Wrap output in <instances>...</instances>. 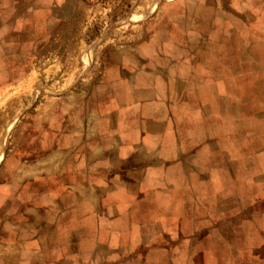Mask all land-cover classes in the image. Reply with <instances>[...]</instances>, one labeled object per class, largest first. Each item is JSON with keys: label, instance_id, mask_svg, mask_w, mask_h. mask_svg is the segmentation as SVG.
I'll return each instance as SVG.
<instances>
[{"label": "crops", "instance_id": "0c3cea01", "mask_svg": "<svg viewBox=\"0 0 264 264\" xmlns=\"http://www.w3.org/2000/svg\"><path fill=\"white\" fill-rule=\"evenodd\" d=\"M144 25L125 31L123 45H114L102 54L103 67L97 77L80 76V70L73 78L62 77L61 84L68 87L60 94L47 96L38 111L40 125L45 124V137L40 144L33 141L29 146L30 161L15 174L12 184H0V207L10 197L28 200L33 213L44 215L45 230L56 238L53 242L60 246L80 244L89 226L85 224L88 217L95 219L92 227L99 231L117 230L119 223L132 218V206L119 205V195L159 198L165 186L156 188L158 179H154V189H150L149 169L173 160L189 179V204L195 207L183 208L181 198L187 190H167L173 197V205L167 208L173 213V228L186 227L182 214L198 213L197 198L204 197L206 200L200 204L207 206L208 226L219 218L216 222L224 225L227 218L235 215L238 234L245 235L236 240L223 235L218 239L222 252H207L204 264H264V149L255 137L264 133V127L258 124L262 107L249 103L247 110L243 103H235L240 95L230 100L229 93L213 92L212 81L197 82L195 76L200 74L190 70L189 76L182 57L176 55L181 52L176 30ZM76 47L80 48L79 44ZM166 54L177 62L166 60ZM200 66L203 64L197 62L192 69ZM201 75H210L208 68ZM89 84L90 87L85 86ZM72 85L77 88L70 89ZM207 85L210 87L206 90ZM199 90L202 95H196ZM17 99L1 91L0 108ZM19 100L22 101L21 95ZM230 118L237 124L229 127L225 120ZM248 119L250 123H246ZM216 122L219 124L215 127ZM229 140L236 143L237 155L231 154ZM212 144L217 147L212 149ZM246 147L252 148L248 156ZM203 150L206 160L198 163H205V168L184 171L183 164L190 169L197 163L195 158L203 156ZM213 160L221 165L214 167ZM247 164L251 166L249 170ZM197 181L205 183L204 192L198 191ZM219 182L223 187L224 182L225 186L240 182L236 185L241 190L233 195L237 198L235 207L228 205L233 198L226 188H219ZM246 188L253 190L246 192ZM21 189L28 193L18 195ZM219 199L221 207L214 215L209 206ZM161 212L159 209L156 213ZM194 217L189 226V244L192 230L198 227V218ZM69 229L73 230L70 237L64 233ZM97 238L100 243L107 241L98 235ZM233 241L237 244L236 252L228 254L225 249L234 248ZM66 252L61 249L55 259L69 261ZM53 259L51 256L46 261Z\"/></svg>", "mask_w": 264, "mask_h": 264}, {"label": "rangeland", "instance_id": "374dc122", "mask_svg": "<svg viewBox=\"0 0 264 264\" xmlns=\"http://www.w3.org/2000/svg\"><path fill=\"white\" fill-rule=\"evenodd\" d=\"M143 23L152 29L176 30L175 39L181 49L176 55L185 62L186 73L190 76L192 70L200 74L195 76L200 84L212 81L213 92L229 93L230 100L240 95L235 103H243L247 110L249 103L260 105L262 116L258 124L264 127V0H116L109 3L0 0V92H6L14 100L18 98L0 108V184H12L15 174L30 161L29 146L33 141L40 144L44 139L45 124L40 125L38 111L47 96L53 97L68 87L61 84L62 77L78 76L79 70L80 76L97 77L103 67L102 54L114 45H123L125 31ZM78 44L80 48L76 47ZM166 56V60L176 61ZM197 62L203 66L192 69ZM205 68L210 75H201ZM74 87L77 88L72 85L70 89ZM205 87L207 90L210 86ZM197 93L202 95L200 90ZM55 113L60 116L58 111ZM225 122L229 127L237 124L231 118ZM218 124L216 122L215 127ZM255 137L264 149V133ZM235 144L228 141L231 154L237 155ZM212 145V149L217 147ZM251 152L252 148L246 147L247 156ZM196 159L197 163L190 169L183 164L184 171L198 172L197 167L205 168V163H198L205 162V150L203 156ZM212 164L216 167L221 162L213 160ZM180 168L182 166L173 160L151 166L150 189H154L152 182L158 179L156 188L165 186V192L161 190L159 198L119 195V205L132 206V218L119 223L117 230L99 231L92 227L95 219L88 217L85 224L89 226L82 234L84 239L76 245L60 246L53 242L56 238L45 230L44 215L33 213V205L28 200L10 197L7 204L0 207V264H204L205 255L222 252L218 239L223 235L233 240L245 235L238 234L235 215L227 218L224 225L216 222L219 218L208 226L207 206L200 204L206 200L204 197L197 198L198 213L182 214V224L186 227L173 228V218H170L173 213L167 209L173 205V197L167 190H187L181 198L183 208L195 209L189 204V179L182 175ZM250 168L247 164V169ZM202 169L201 173H205ZM119 182L125 184V181ZM192 183L194 185L195 181ZM196 183L198 191L204 192L205 183ZM219 183L221 189L223 183ZM238 183L230 182L225 186L224 182L223 189L233 198L234 193L241 190ZM143 184L146 186V182ZM251 190L246 188V192ZM27 193L22 189L18 191V195ZM236 200L234 197L228 205L235 207ZM218 206L221 207L220 199L209 206L214 215ZM159 209H162L161 215L156 213ZM194 216L198 218V227L192 230L189 244V226L193 225ZM129 225L133 229H129ZM72 232L69 229L64 233L70 237ZM97 235L107 241L100 243ZM233 243L234 248L225 249L228 254L236 252V241ZM61 249L70 255L69 261L55 259ZM51 256L54 259L46 261Z\"/></svg>", "mask_w": 264, "mask_h": 264}, {"label": "built area", "instance_id": "2783aa9c", "mask_svg": "<svg viewBox=\"0 0 264 264\" xmlns=\"http://www.w3.org/2000/svg\"><path fill=\"white\" fill-rule=\"evenodd\" d=\"M101 2H115L116 0H100Z\"/></svg>", "mask_w": 264, "mask_h": 264}, {"label": "bare ground", "instance_id": "6f19581e", "mask_svg": "<svg viewBox=\"0 0 264 264\" xmlns=\"http://www.w3.org/2000/svg\"><path fill=\"white\" fill-rule=\"evenodd\" d=\"M246 103V102H245Z\"/></svg>", "mask_w": 264, "mask_h": 264}]
</instances>
